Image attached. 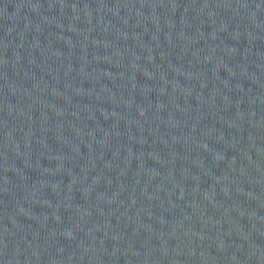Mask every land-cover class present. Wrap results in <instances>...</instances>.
I'll return each mask as SVG.
<instances>
[{"label": "water", "instance_id": "1", "mask_svg": "<svg viewBox=\"0 0 264 264\" xmlns=\"http://www.w3.org/2000/svg\"><path fill=\"white\" fill-rule=\"evenodd\" d=\"M0 264H264V0H0Z\"/></svg>", "mask_w": 264, "mask_h": 264}]
</instances>
